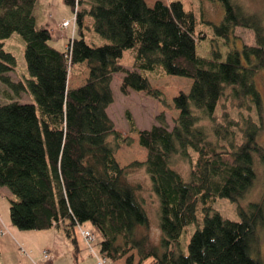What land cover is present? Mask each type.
Listing matches in <instances>:
<instances>
[{"label":"trees","instance_id":"trees-1","mask_svg":"<svg viewBox=\"0 0 264 264\" xmlns=\"http://www.w3.org/2000/svg\"><path fill=\"white\" fill-rule=\"evenodd\" d=\"M65 1L80 37L59 49L51 43L52 30L37 24L38 0H0V84L7 97L30 93L35 100L0 103V193L7 187L17 196L10 203L12 225L63 231L76 260L83 250L76 228L90 222L97 235L85 241L95 264L122 258L126 264H264L256 252L264 230V193L244 202L259 169L264 171V97L256 81L264 76L263 15L238 0H220L225 14L212 25L221 43L226 46L237 27L253 29L256 43L201 56L197 45L206 34L196 33L194 12L179 0L152 6L147 0ZM87 16L108 43L86 40ZM13 33L25 41L28 78L10 74L17 61L4 40ZM128 49L134 51L131 68L119 63ZM116 73L123 74V94L145 92L178 111L173 126L162 111L142 129L126 110L130 132L147 151L145 161L126 166L116 157L119 140L130 146L133 139L122 136L108 112ZM72 75L76 87L69 84ZM168 75L192 79L190 90L172 103L149 79ZM179 159L190 163L188 177L176 169ZM136 166L146 168L160 201L162 234L156 245L150 242L140 184L128 179ZM218 198L237 203L240 220L214 211ZM199 209L203 223L185 253L180 237L198 221Z\"/></svg>","mask_w":264,"mask_h":264},{"label":"rangeland","instance_id":"rangeland-1","mask_svg":"<svg viewBox=\"0 0 264 264\" xmlns=\"http://www.w3.org/2000/svg\"><path fill=\"white\" fill-rule=\"evenodd\" d=\"M157 0H147L149 6H152ZM164 3H168L169 0H161ZM185 8L192 10L196 17V33L204 32L206 37L202 39L197 45V52L201 56H207L213 49L220 48L223 51L229 49L228 47H241L244 43L254 45L256 43V37L254 30L251 28L237 27L234 32L231 33L228 44L226 46L221 42L223 37L217 35L214 31L212 23L219 24L225 14V8L220 0H179ZM244 4L245 9L250 12H257L263 15L262 22L264 25V0H238ZM34 15L36 16L37 24L40 26H46L52 30L51 43L59 49H65L68 45L71 37H80L78 28L75 26L73 33L71 27L64 29L66 26L63 21L74 20V11L72 6L65 0H38L34 8ZM86 24L90 27L84 28V37L91 44L103 45L108 43L109 40L98 34L93 29V18L91 16L86 17ZM25 41L19 33H13L10 37L4 40V48L13 53L16 57V69L10 74L14 79L28 78L30 74L27 69V63L25 59ZM134 61L133 49H128L124 52V55L119 59V63L125 67L131 68ZM151 75V74H150ZM122 73H116L112 82V89L114 92V102L109 106L108 112L112 120L115 122L116 128L121 132L123 137H131L133 143L128 146L122 140H119L121 147L116 153L117 160L121 166H126L133 161H145L147 158V151L139 145L138 135L130 132V126L125 116L127 109L131 110L137 125L140 128H150L154 124L155 117L158 113L164 111L167 115V120L170 126H173V120L177 116L178 111L174 108H166L160 102L147 95L145 92L132 91L129 95H125L120 90V83L122 79ZM153 87L160 88L164 91L167 99L170 103L173 102V97L181 91L188 92L192 85V79L168 75L164 78L154 79L149 78ZM257 84L260 87L264 97V76L258 75L256 78ZM69 84L72 87L75 85V76H70ZM7 89L0 84V103H7L13 100H17L21 103L35 102L33 96L30 93H22L21 95H13L7 97L5 93ZM115 141L113 136L110 137ZM262 140L264 141V132L262 134ZM175 167L185 177H188L191 165L186 160H177ZM128 179L131 183L140 184L139 196L141 197L150 220L149 238L152 244H159L161 239V228H160V201L158 196L154 193L150 176L148 175L144 166H136L133 170L128 173ZM264 193V171L259 169V178L255 186L249 193L248 197L244 199L247 201L260 200ZM17 199V196L13 194L7 187H4L0 193V211L5 218H10V203L11 200ZM242 203V202H241ZM214 211L219 212L222 216L232 219L240 220L238 213L237 203L231 202L228 198H218L212 203ZM7 217H6V216ZM203 223V213L198 210V221L186 227L182 233L179 241L180 249L187 253L188 243L192 234L196 231L197 227ZM83 230H91L96 235L94 227L90 222H86L82 225ZM48 230V229H46ZM1 234H4V229H0ZM60 234L65 238V242L69 246H72L65 233L61 230ZM143 230H141L142 232ZM81 228H76V233L80 239V245L82 246L81 255L84 259H91L95 262V257L88 255L87 244L85 237L81 234ZM99 238V237H98ZM63 253H68L66 246L60 244ZM96 250H99V246H94ZM46 251H49L53 256L45 257ZM257 254L261 257L264 262V230L261 231L259 243L256 248ZM43 259L51 261L58 259L59 255L56 256L52 250H44L42 253ZM75 260V257L71 256V260ZM138 257L136 256L135 261L137 262ZM75 262V261H74ZM65 263V262H64ZM63 263V264H64ZM108 264H126L122 258L116 263L108 261Z\"/></svg>","mask_w":264,"mask_h":264},{"label":"crops","instance_id":"crops-1","mask_svg":"<svg viewBox=\"0 0 264 264\" xmlns=\"http://www.w3.org/2000/svg\"><path fill=\"white\" fill-rule=\"evenodd\" d=\"M0 229H4V234H0V264H95L93 260L84 259L82 255L76 260H71L72 246L65 242V238L56 228L19 230L12 225L10 218H5L0 211ZM61 243L66 246L68 253L62 252ZM44 250L54 251L56 256L59 255L58 259L55 260L56 257L51 261L44 260Z\"/></svg>","mask_w":264,"mask_h":264},{"label":"built area","instance_id":"built-area-1","mask_svg":"<svg viewBox=\"0 0 264 264\" xmlns=\"http://www.w3.org/2000/svg\"><path fill=\"white\" fill-rule=\"evenodd\" d=\"M81 231H82V234L86 238L87 241L92 242V241L95 240V235H94L93 232H91V230H89V229L86 230V233H85V231L83 229ZM46 253L47 254H45V257H49V255L53 256V254L50 253L49 251H46ZM105 262H106L105 259H102V260L98 259V264H105Z\"/></svg>","mask_w":264,"mask_h":264},{"label":"bare ground","instance_id":"bare-ground-1","mask_svg":"<svg viewBox=\"0 0 264 264\" xmlns=\"http://www.w3.org/2000/svg\"><path fill=\"white\" fill-rule=\"evenodd\" d=\"M64 23H65V27L66 28H69V27H71V25H72V27H73V29L75 30V23H76V21L75 20H65V21H63ZM109 109V108H108ZM149 175V174H148Z\"/></svg>","mask_w":264,"mask_h":264}]
</instances>
